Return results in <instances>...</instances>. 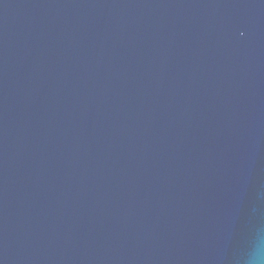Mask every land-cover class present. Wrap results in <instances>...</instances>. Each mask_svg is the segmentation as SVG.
<instances>
[{
  "label": "water",
  "instance_id": "obj_1",
  "mask_svg": "<svg viewBox=\"0 0 264 264\" xmlns=\"http://www.w3.org/2000/svg\"><path fill=\"white\" fill-rule=\"evenodd\" d=\"M0 264H264V0H0Z\"/></svg>",
  "mask_w": 264,
  "mask_h": 264
}]
</instances>
